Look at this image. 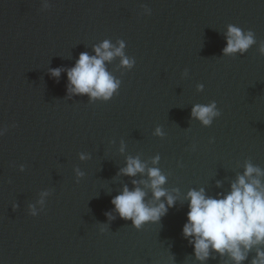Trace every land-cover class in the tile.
Returning <instances> with one entry per match:
<instances>
[{
  "label": "water",
  "instance_id": "obj_1",
  "mask_svg": "<svg viewBox=\"0 0 264 264\" xmlns=\"http://www.w3.org/2000/svg\"><path fill=\"white\" fill-rule=\"evenodd\" d=\"M228 24L254 33L243 54H222ZM104 40L123 41L134 66L105 62L120 81L107 101L70 95L49 70ZM262 45L264 0H0V264H200L181 234L186 192L214 197L246 163L264 169ZM212 102L209 126L191 117ZM128 156L159 168L177 197L139 230L111 204L147 179L119 173Z\"/></svg>",
  "mask_w": 264,
  "mask_h": 264
},
{
  "label": "clouds",
  "instance_id": "obj_2",
  "mask_svg": "<svg viewBox=\"0 0 264 264\" xmlns=\"http://www.w3.org/2000/svg\"><path fill=\"white\" fill-rule=\"evenodd\" d=\"M46 6V5H45ZM225 46L222 54L230 56L243 54L255 42L251 30L245 32L240 27L228 24L226 28ZM123 41L113 46L108 40L93 46L94 55L82 52L75 64L68 69H50V75L58 78L63 71L67 79V92L70 95H87L89 101H107L119 88L120 81L107 71L105 62L114 57H120V64L132 68L135 64L129 59L123 49ZM264 55V45L258 49ZM198 90L203 85H198ZM193 119L199 120L203 126H209L214 117L219 115L215 102L211 104H195L190 113ZM6 128L0 129V136ZM155 135H162L159 127ZM123 152V147H121ZM81 159L85 157L81 155ZM159 157H154L156 164ZM23 170V168H21ZM121 175L135 177L146 175L147 179L132 180L131 190L124 185L119 194L111 199L113 210L124 220H130L132 227L139 230L146 223H159L169 208L176 203L177 197L164 188L167 177L157 167H148L139 157L128 156L125 165L119 170ZM78 176L83 175L77 173ZM264 169L251 163L244 165V170L238 174L224 193L206 195L204 188L189 189L183 197L187 201L186 220L181 234L192 247L194 258L204 264L213 253L229 258L232 264H243L248 253L255 249V255L250 264H264ZM219 187V182H217ZM177 191L173 189V192ZM151 193V202L146 200ZM47 193H42L46 196ZM163 198V200L161 199ZM183 202V201H182ZM43 205L44 201H39ZM15 207V205H14ZM38 214L33 205H29V215ZM109 218L111 219V215ZM214 258V257H212Z\"/></svg>",
  "mask_w": 264,
  "mask_h": 264
}]
</instances>
